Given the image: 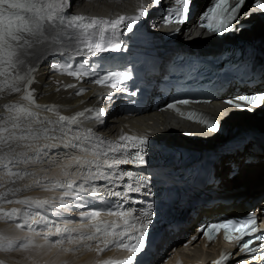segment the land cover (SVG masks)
<instances>
[{
    "label": "snow or ice",
    "instance_id": "6c2138e0",
    "mask_svg": "<svg viewBox=\"0 0 264 264\" xmlns=\"http://www.w3.org/2000/svg\"><path fill=\"white\" fill-rule=\"evenodd\" d=\"M155 2L159 3V0H155ZM191 3L192 0H176L177 7L172 9L171 14L165 18V23L185 24ZM244 5L245 0H213L211 6L203 12L199 27L210 33L222 34L232 31L239 24L241 8ZM70 6V0H0V93L5 91L9 93L23 92L22 100L27 102L3 105L5 111L0 113V165L7 169L9 177L22 180L25 176L32 174L27 171L14 172L10 166L37 163L42 160L43 156L47 155V149L60 147L62 144L65 148L78 149L83 153V155L72 157L69 163L60 166L65 177L70 176L68 169L73 166L77 168L87 167L88 169V175L85 176L80 173L83 177V183L78 187L75 186V180L71 179L65 183L56 182L53 185V188L67 189L63 195L71 198L69 203L75 200H83L85 197H102L103 195L123 196L127 199V193L108 189L102 192L92 186L85 187V184L99 179L115 184L124 177L129 179L135 177L136 186L134 187L132 183H129L125 187L128 193L141 192L149 183L147 177L136 176L135 173L130 171L112 172L111 175H108L102 169L106 167L111 171L118 165L133 162L139 165L145 164L146 161L142 153L147 146L148 138L125 133L119 136L118 141H105L96 137L91 128L86 131L79 130V126L82 125L84 120H95L103 123L105 115L103 109H85L67 116L61 114L57 105H37L31 85L36 82L35 73L38 71V66L32 65L29 58L35 55L34 49L37 45H48L50 47L64 42L73 46L72 53L75 55L83 54L102 58V53L121 50L122 45L114 42L117 33L121 27L131 32L133 25L146 16L147 11L141 7L139 14L136 16H120L115 20H109L83 15H68L66 11ZM253 6L264 13V0H253ZM248 15H250L249 12L244 13L245 17ZM106 34H109L112 38L106 39ZM50 67L73 76L77 80L83 79L85 76L95 75L94 72L87 70L84 63H81L77 69H73L70 62L52 64ZM130 79L131 76L127 72H108L94 82L100 85L109 84L113 91H122L124 90L123 82ZM64 87L71 88L75 85H64ZM188 103H190L188 100H180L175 104H169L168 108L179 112L177 104ZM225 103L235 109L251 112L254 109L264 107V92L239 95L236 98L228 99ZM34 107L52 113L54 118L41 116L39 112L33 110ZM89 113L91 115H88ZM188 118L204 124L212 132L219 129L218 122L203 115L188 113ZM73 126H77L76 131H73ZM41 141H44L42 145ZM55 141L60 143H54ZM105 144L108 145L106 150L103 147ZM130 149L137 150L131 159L126 158L125 155ZM109 153L113 155L109 156ZM117 153L121 154L120 158L116 157ZM93 166L96 168L95 172L92 171ZM45 179L48 178L45 177ZM33 183L39 185L40 181H34ZM32 186V184H29L24 187L27 189ZM20 190L22 189H16L15 191ZM46 190H52V188H46ZM7 202L12 203L13 201ZM15 203L26 205L28 209H31L33 207L43 208L45 205L51 204L52 201L32 200L26 197L15 201ZM66 206L64 202H61L60 208ZM21 214L26 213L16 208L4 213L6 218H13ZM81 215L91 219L93 223L90 227L95 229L94 232L87 235L81 234V240H97L98 243L103 244V248L97 247L96 251L98 252H102L105 248L115 244L132 253L124 261H104L102 264H133L136 260L135 254L144 250L147 229L152 224L153 212L151 205H148L146 210H142L139 216L124 211L110 212L109 215L131 216L139 225L137 227L136 224H131L128 219H124L121 231H117L121 227L119 224L99 221L98 217L101 215L99 211L83 212ZM36 222L49 223L44 217ZM130 229H135L138 234H130ZM221 229L224 230L226 239L241 241L238 246L239 252L255 251V248L251 247L254 243L251 236L253 233L260 232L255 215H249L245 219H229L215 223L202 228L200 231L207 235L209 240H214ZM60 231L61 229L58 228L57 232ZM63 231L68 232L70 230L65 227ZM236 232L239 233L238 236L233 235ZM101 236L103 239H100ZM246 236L249 239L245 240ZM125 239L128 240V243L124 242ZM255 240L262 241L260 248H264V235L257 234ZM11 246L9 244V247ZM22 247L26 248L28 245L24 244ZM229 255L231 254L222 256L221 260L216 261L215 264H222V261L228 259Z\"/></svg>",
    "mask_w": 264,
    "mask_h": 264
},
{
    "label": "bare ground",
    "instance_id": "6f19581e",
    "mask_svg": "<svg viewBox=\"0 0 264 264\" xmlns=\"http://www.w3.org/2000/svg\"><path fill=\"white\" fill-rule=\"evenodd\" d=\"M199 1V0H198ZM249 0H246L245 5ZM73 11L84 13H96L100 15L108 16L114 15H129L135 11H138L144 5H148V0H70ZM244 7L241 9L243 12ZM81 13L80 15H84ZM257 21L254 25L259 27L256 31L250 32L252 35L264 33V15L256 18ZM146 25L149 27L148 21ZM161 34L154 36L155 41H160ZM208 44H218L217 41L210 40L206 42ZM37 45L34 49L35 55L29 58V62L38 66V71L35 73L36 82L31 85V89L34 90V95L37 105H57L60 108L62 115H74L77 112L84 111L85 109H92L99 105H107L109 99L100 95V92L95 90H89L83 95L77 94L74 88H66L64 85L67 81H64L59 77L53 68L50 66L53 64V60L59 58V51L62 49V45ZM23 92L9 93L7 91L0 93V113L4 112L3 105L11 103H27L22 100ZM116 105H118L116 103ZM216 107L226 111L232 112L233 107H230L222 103H213ZM209 107V106H207ZM263 107L260 108V110ZM34 111L39 112L41 116H47L48 112L42 108H33ZM117 110V106H116ZM170 110H157L154 112L146 111L141 113H133L131 116H126L123 112H113L109 118L103 123H99L95 120H84L83 123L87 129L91 128L96 137L107 141H118V138L122 134H142L153 135L155 134L164 143L173 145L177 144L179 147L189 148L191 150L197 149L199 151H213L214 144L213 139L221 137L220 133H214L210 136V132L205 130L202 125L196 122H191L184 116L179 114H171ZM255 112V111H254ZM89 113L88 115H90ZM234 124H242L257 128L256 140L263 148L262 152L257 153L256 160L254 162L246 163V158L239 160L240 172L234 176L233 179L227 177L230 166L225 165L226 156L218 155L216 158L217 168L221 174L222 181L219 183V187L223 189L233 190L230 193L231 196L239 197L244 196L238 204L223 205L218 204L214 207L207 208L203 205L195 207L194 212H189L186 208V201L180 199L177 202L178 208L185 214L186 224L182 226L181 231L176 235L171 236L167 231L165 233L164 242L167 245L174 242L176 252L173 255H180L184 261H195L197 258L209 259L216 254V251H220L221 244L212 245L208 249H205L203 244L196 240L190 243V250L182 249L183 241H178V236L181 237L182 233L193 227L195 224H200L199 221L203 215L215 216L220 212L233 213L235 211H250L255 209L250 207L246 210L247 203H253L254 199L258 195H262V199L258 203L264 201V111L262 113H253L252 115H234L230 122H227L225 126L232 127ZM159 140V141H160ZM209 140L211 142H204ZM42 145V144H41ZM217 152V150L215 151ZM203 153V152H202ZM46 156V155H45ZM44 156V157H45ZM44 158H42L43 160ZM39 161L32 164H19L13 165L12 170L15 171H27L32 175H27L24 179H14L9 177L7 169L0 165V245L4 247H12L16 245L20 246L12 252L0 251V264H82L84 261L96 260L97 257H104L106 255H120L122 251L116 253H101L98 251L91 252H69V249L53 248L50 247L44 240L37 238L34 243H27L24 239H27L28 232L20 228V220H16V217L21 216L25 218L26 214H21L13 218H6L4 213L10 212L12 209H21L26 211V205L15 203V201L22 200L24 198H33L36 195H47V198H51L53 193L51 190H41L40 185L46 184V181H41L42 174L38 172L43 166L46 170L50 168L47 166V162ZM43 163V164H42ZM163 174L167 176V184L171 188H175L178 185L180 179L175 175L169 173L164 167ZM231 171V170H230ZM62 172V171H61ZM244 182L237 183L241 177H245ZM65 176L61 174L60 178ZM34 181H40L39 185L34 184ZM230 184H229V183ZM32 184L31 188H25V185ZM226 185V186H225ZM225 186V187H224ZM12 191H9V190ZM16 189H22L15 191ZM220 190V188H216ZM7 194L6 196L4 194ZM252 196V199L250 197ZM7 201H13L8 203ZM255 202V201H254ZM256 204V205H257ZM194 213H197V215ZM15 221V222H13ZM35 237L31 236L33 240ZM27 244L28 247H22ZM1 247V246H0ZM173 248L170 246L169 249ZM69 248V247H67ZM172 252L174 250L171 249ZM171 252V253H172ZM169 253V252H168Z\"/></svg>",
    "mask_w": 264,
    "mask_h": 264
},
{
    "label": "rangeland",
    "instance_id": "374dc122",
    "mask_svg": "<svg viewBox=\"0 0 264 264\" xmlns=\"http://www.w3.org/2000/svg\"><path fill=\"white\" fill-rule=\"evenodd\" d=\"M251 1H252V0H249L248 4H250ZM245 9H247V7H245L244 10H245ZM228 183H229V182H228ZM229 184H230V183H229ZM225 186H226V185H225ZM225 186H224V187H225ZM250 199H252V196L250 197ZM259 200H260V199H259ZM255 205H256V204H255ZM255 205H254V206H255ZM249 208H250V207L246 208V210H248ZM172 244H173V246H175V245L177 244V242H176V243H172ZM172 244H171V245H172ZM19 247H20V246H18V245H16V247H8V248H7V247H4V246H1V247H0V251H8V252H12V251L16 250V249L19 248ZM169 247H170V245H168V246L165 247V248L167 249V248H169ZM216 253H217V251H216ZM1 256H2V255H0V257H1Z\"/></svg>",
    "mask_w": 264,
    "mask_h": 264
},
{
    "label": "trees",
    "instance_id": "16d2710c",
    "mask_svg": "<svg viewBox=\"0 0 264 264\" xmlns=\"http://www.w3.org/2000/svg\"><path fill=\"white\" fill-rule=\"evenodd\" d=\"M245 179H246V176H245V177H241V178L238 180V182H237V183L244 182V181H245Z\"/></svg>",
    "mask_w": 264,
    "mask_h": 264
}]
</instances>
